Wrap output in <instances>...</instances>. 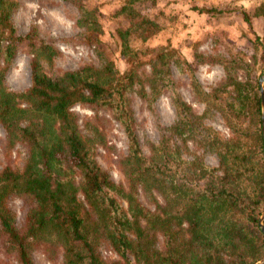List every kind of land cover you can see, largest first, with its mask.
Returning <instances> with one entry per match:
<instances>
[{"label":"trees","instance_id":"1","mask_svg":"<svg viewBox=\"0 0 264 264\" xmlns=\"http://www.w3.org/2000/svg\"><path fill=\"white\" fill-rule=\"evenodd\" d=\"M45 1V0H44ZM47 1V0H46ZM79 12L83 42L95 47L101 67L85 66L61 75L49 74L59 50L42 39L36 27L21 35L13 17L17 0H0V126L6 150L23 144L28 159L22 169L0 173V238L18 264H35L42 250L62 264H258L264 261V141L259 76L243 54L210 58L225 76L210 91L194 75V65L170 45L150 47L160 24L126 0L120 13L127 26L112 33L119 46L121 70L103 41L99 8L85 0H64ZM200 13L222 11L199 10ZM251 27L264 20V0L253 14L242 10ZM256 41L264 43L263 36ZM258 47V45H255ZM32 56L31 86L13 91L7 76L20 48ZM264 61V53L262 54ZM200 61L203 60L199 55ZM190 73L191 85L205 113L194 112L177 90L173 69ZM132 94L150 108L171 95L175 123L163 128L151 155L142 149ZM77 105L110 114L123 129L128 152L118 160L125 183L117 184L99 164L97 150L108 141L99 124L93 138L79 128ZM218 114L229 136L206 125ZM99 120V119H98ZM198 145L218 157L210 168ZM144 194L154 205L141 201ZM29 201L23 229L8 207L11 197ZM117 255L108 261L101 246Z\"/></svg>","mask_w":264,"mask_h":264},{"label":"rangeland","instance_id":"2","mask_svg":"<svg viewBox=\"0 0 264 264\" xmlns=\"http://www.w3.org/2000/svg\"><path fill=\"white\" fill-rule=\"evenodd\" d=\"M90 5L99 8L101 21L105 30L103 41L109 44L112 57L121 70L124 64L119 58V46L112 33L118 25L127 26L126 14L120 13L126 0H85ZM263 0H157L138 3L137 8L143 15L157 21L161 31L151 41L150 47L170 45L178 53L186 57L194 65V75L200 86L210 91L225 76L222 65L210 62V58H230L243 54L246 60L255 68V74L260 77L264 72V43L256 41L257 35L264 31V20L254 18L252 27L247 24L241 14L246 10L253 14ZM19 7L13 21L19 34L27 35L31 28L36 27L42 39L54 45L60 52L51 68V75H61L64 72L76 71L91 65L101 67L95 47L83 42L81 30L77 26L78 9L64 0H17ZM199 10L222 11V13H200ZM258 45L256 47L255 45ZM201 55L203 60L196 58ZM32 56L26 47L20 48L11 71L7 76V86L13 91L28 89L32 83ZM177 90L182 98L189 103L195 113L204 114L205 105L198 101L193 92L191 77L188 72L173 69ZM135 110L137 132L142 149L146 155H151L152 144H159L162 129L175 123L176 116L171 105V95L164 94L150 108L137 94H132ZM73 111L79 117V128L82 135L93 138L92 127L99 124L105 132L108 145L97 150L99 164L110 174L117 184L125 183L123 174L118 168V160L128 152V140L121 126L103 110L89 106L77 105ZM99 119V120H98ZM206 125L229 136V130L222 118L216 113H210ZM6 132L0 126V173L10 166L15 170L22 169L28 159L25 145L17 144L11 151L6 150ZM194 153L204 155L208 167L218 166V157L210 152H204L198 145L191 144ZM141 201L149 208L154 205L141 194ZM8 207L15 215V223L19 229L25 225L29 210V201L24 197L14 196L8 200ZM103 257L116 260L118 257L112 249L103 244ZM35 264H62V260H51L42 250L32 253ZM0 264H18L12 254L6 250L3 239L0 238Z\"/></svg>","mask_w":264,"mask_h":264},{"label":"water","instance_id":"3","mask_svg":"<svg viewBox=\"0 0 264 264\" xmlns=\"http://www.w3.org/2000/svg\"><path fill=\"white\" fill-rule=\"evenodd\" d=\"M259 88H260L261 109H262V135H263V141H264V72L259 79ZM259 226L262 232L264 233V212L261 215ZM258 264H264V261Z\"/></svg>","mask_w":264,"mask_h":264},{"label":"crops","instance_id":"4","mask_svg":"<svg viewBox=\"0 0 264 264\" xmlns=\"http://www.w3.org/2000/svg\"><path fill=\"white\" fill-rule=\"evenodd\" d=\"M263 34H264V31H263V32H262V33H261L259 36H261V37H262V36H263Z\"/></svg>","mask_w":264,"mask_h":264}]
</instances>
